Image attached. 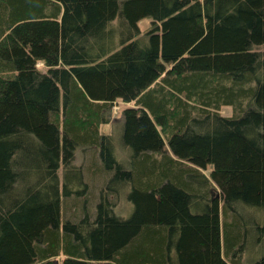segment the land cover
Segmentation results:
<instances>
[{
    "label": "trees",
    "instance_id": "obj_1",
    "mask_svg": "<svg viewBox=\"0 0 264 264\" xmlns=\"http://www.w3.org/2000/svg\"><path fill=\"white\" fill-rule=\"evenodd\" d=\"M263 47L264 0H0V264H243L241 209L264 231ZM118 101L128 163L99 131ZM88 151L111 176L77 216Z\"/></svg>",
    "mask_w": 264,
    "mask_h": 264
},
{
    "label": "rangeland",
    "instance_id": "obj_2",
    "mask_svg": "<svg viewBox=\"0 0 264 264\" xmlns=\"http://www.w3.org/2000/svg\"><path fill=\"white\" fill-rule=\"evenodd\" d=\"M150 26V19L149 18H145L142 19L139 22V27L142 31H145L148 27ZM264 50V47L262 48ZM42 66V65H39ZM126 106H131L130 103H124L122 101H118L114 104V106L112 107L110 113V117L112 118V123L111 124H107V125H103L100 128V132L104 133V135H109L111 134V139H112V146H113V151L115 154V157L123 162V163H128L129 157H130V152L129 150L126 148V146H124V144H122L121 140H120V127H119V123H117L116 121H119L118 119L121 117V113L123 111V109ZM220 114L223 116H232L233 115V109L231 107H224L220 110ZM101 159L99 158L98 155L96 154H92L90 151H88L86 154L83 153H79L78 156L76 157V165L77 166H81L84 165L86 167V181H87V195H86V203L84 205V201L83 199H78L79 201H77L75 198L69 197V198H65L64 200V204H63V209H64V213H65V209H67V207L69 208L72 201H74V199L77 201L76 204L74 205L73 209L71 211H68L72 214V212H74V215H82L83 214V208H88L89 212L91 213L94 209V206L96 205V203L99 201L98 196H99V191L100 188H102V186L106 185V183L108 182L109 177L111 176L110 173H103V169L101 167L102 164ZM100 169L102 174H98L99 176L96 177V175L93 173V170L95 169ZM61 172V170L59 171ZM205 173L209 176V171L206 170ZM96 177V178H95ZM214 194H218L220 195V191L215 190ZM95 204V205H94ZM75 208V209H74ZM92 210V211H91ZM115 210L117 212V214L120 215V217L124 218V219H129L132 216V205L126 200L124 199V197L119 198L116 201V206H115ZM242 214H246V216L248 217V222L249 224L254 227L253 231V237L250 235V237L248 238V249L245 250V252L242 253V262L243 264H254L256 261H258L260 258L264 257V231L260 232L258 231V228H256L255 223L253 221V216H252V212L248 209H241ZM70 213H66V218H70L71 215ZM254 214V213H253ZM79 215V216H80ZM255 215V214H254ZM262 215V219H260L259 221H264V213L261 214ZM256 217V216H254ZM223 219V218H222ZM224 220V219H223ZM262 224V223H260ZM252 237V238H251Z\"/></svg>",
    "mask_w": 264,
    "mask_h": 264
}]
</instances>
